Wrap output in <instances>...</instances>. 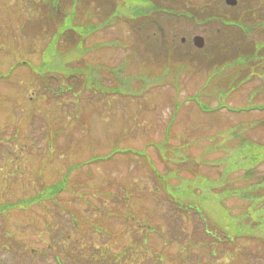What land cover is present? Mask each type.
<instances>
[{
	"label": "rangeland",
	"instance_id": "1",
	"mask_svg": "<svg viewBox=\"0 0 264 264\" xmlns=\"http://www.w3.org/2000/svg\"><path fill=\"white\" fill-rule=\"evenodd\" d=\"M106 1L0 0V157H18L19 169L37 181L26 184L24 198L42 193L36 201L52 207L44 225L35 223L26 252L51 248L79 260L83 236L86 245L103 243L109 252L135 239L141 241L134 248L144 251L148 238L154 249L173 255L199 252L169 264H222L231 254L236 258L229 264H264L253 257L264 254V243L241 236L242 227L236 234L232 216L224 217L222 206L236 214L248 204L231 196L221 205L218 186L220 177L237 187L247 183L246 170L237 169L246 162L234 163L242 158L233 157L240 143L264 145V56L235 60L237 44L245 50L264 41V0L236 6L158 0L181 14L162 21L164 33L120 15L103 25L116 5ZM185 4L198 8L190 15L196 20L182 15ZM70 17L99 28L84 39L89 52L63 37L51 43L50 31ZM196 35L206 41L201 49L192 43ZM182 37L188 43L180 44ZM154 40L157 50L149 48ZM167 44L174 45L171 52ZM44 51L53 52L46 65ZM253 170L263 174L264 162ZM49 184L58 193L52 204L45 198ZM208 237L217 241L212 249ZM50 254L42 264H54Z\"/></svg>",
	"mask_w": 264,
	"mask_h": 264
},
{
	"label": "flooded vegetation",
	"instance_id": "2",
	"mask_svg": "<svg viewBox=\"0 0 264 264\" xmlns=\"http://www.w3.org/2000/svg\"><path fill=\"white\" fill-rule=\"evenodd\" d=\"M11 160H9V157H0V264H42L44 260H41V258L50 259L51 251L54 264H169L170 258L177 260V258L182 257V255L171 256L169 251L162 248L154 249L151 240L148 238L142 240L146 246L144 251L134 248V241H141L135 239L130 240V243L124 249L109 252L105 249L106 245L103 243L96 242L97 244L86 245L85 236H83L78 240L83 241L85 248L79 260L72 252H66L64 256L59 251L51 248L48 250L32 248L30 253L26 252L27 243L36 238L32 234V231L37 227L35 223L41 220L43 223L41 225H44L47 221V213L52 210V207L49 206L50 204L36 201L37 197H44L42 193H39L41 196L34 195L24 198L23 191L26 184H35L37 181L30 182L26 174L24 175L27 171L19 169L18 157ZM10 165L14 170H10ZM40 180L43 182L42 186L45 187L47 179L41 177ZM53 185L49 184L46 191L49 196L46 195L45 197L46 201L51 202V204L54 203L53 201H55L58 194L53 193ZM26 203L30 205L26 206ZM55 204L58 205V203ZM58 235L59 233H54L55 237ZM107 237V240H115L116 238L115 235ZM69 239L71 240V238ZM113 245L119 247L118 242ZM19 247L23 249L20 250ZM181 253L184 252L180 251L178 254ZM82 261H88V263H82ZM175 263L173 260L172 264Z\"/></svg>",
	"mask_w": 264,
	"mask_h": 264
},
{
	"label": "trees",
	"instance_id": "3",
	"mask_svg": "<svg viewBox=\"0 0 264 264\" xmlns=\"http://www.w3.org/2000/svg\"><path fill=\"white\" fill-rule=\"evenodd\" d=\"M76 1L77 0H73V5L76 4ZM102 1L104 4L108 5L106 0H102ZM111 1L114 4H116L112 12L113 16L116 13H118V15L120 16L130 17V19L131 18L135 19L140 23V25H144V26L150 24H154L155 26L163 25L162 24L163 20H166L171 16H173V18H176L181 15L180 11H178L177 8L169 6L168 3L167 4L159 3L158 0H120V1L111 0ZM184 7L185 9H183L181 12L182 15L186 17L192 15L195 12L196 13L198 12V8L196 7L189 9L186 7V4ZM99 8L103 9V11H105L106 9L103 5L99 6ZM209 17L213 19L220 18L214 14ZM70 22H72V18L70 19ZM72 23L74 26L78 25L77 22L76 23L72 22ZM72 33L77 35L78 37L77 36L76 37L77 39H79L80 37L79 33H77L76 31H71V33L66 35L64 34L60 35V37H63L64 41L69 45L72 43L74 44V42L77 39H73ZM55 39H57V37H55ZM256 44L262 45L263 49L262 50L258 49V52H256L255 51ZM253 51H254V58L257 60L260 59L262 61L261 58L262 56H264V41L260 43H251L250 46H245V52H244L245 54H239L236 60L238 61V63H246L247 61H250L251 56L249 55H251ZM51 57L52 55L50 54H47L46 56L44 55L45 59H51ZM256 90L259 89L256 88ZM249 108L263 109L262 106L249 107ZM249 144L240 143V146L234 149L233 151V157H242L240 159L238 158V161H235L234 163H241L242 160H244L247 164V167L237 168V169L246 170L245 174L242 177L247 181V183L237 187L229 183L225 184L223 182L224 178L220 177L218 186L221 189V191L219 192L220 195L225 196L224 198H221V201H224L228 197L236 196L244 200L248 204L246 209H243L242 211L236 214L230 213L229 211H225L226 215H224V217L232 216L233 222L238 226V230L236 231V234L242 227L244 233L241 236H247L252 238L255 236V233L257 231H262L264 235V173L258 174L255 170H253L254 167L259 162H264V145L259 146L258 144H254V142H250ZM234 163H232L233 168L235 167ZM224 173L226 174V172ZM254 174H256V176H254ZM226 190H228L231 193H225L224 191ZM218 225H220V222H218Z\"/></svg>",
	"mask_w": 264,
	"mask_h": 264
},
{
	"label": "water",
	"instance_id": "4",
	"mask_svg": "<svg viewBox=\"0 0 264 264\" xmlns=\"http://www.w3.org/2000/svg\"><path fill=\"white\" fill-rule=\"evenodd\" d=\"M226 2L230 5L237 4V0H226ZM195 42L199 47H202L204 45V39L202 37H196Z\"/></svg>",
	"mask_w": 264,
	"mask_h": 264
}]
</instances>
